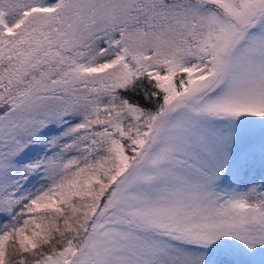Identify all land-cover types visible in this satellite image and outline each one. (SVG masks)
I'll use <instances>...</instances> for the list:
<instances>
[{"label":"snow or ice","instance_id":"6c2138e0","mask_svg":"<svg viewBox=\"0 0 264 264\" xmlns=\"http://www.w3.org/2000/svg\"><path fill=\"white\" fill-rule=\"evenodd\" d=\"M0 264H264V0H0Z\"/></svg>","mask_w":264,"mask_h":264}]
</instances>
